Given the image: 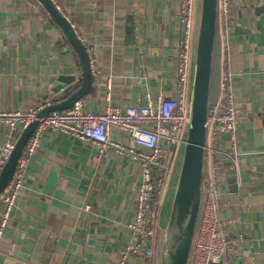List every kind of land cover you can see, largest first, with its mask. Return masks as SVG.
<instances>
[{
	"label": "crops",
	"instance_id": "0c3cea01",
	"mask_svg": "<svg viewBox=\"0 0 264 264\" xmlns=\"http://www.w3.org/2000/svg\"><path fill=\"white\" fill-rule=\"evenodd\" d=\"M51 1L76 35L94 48L95 75L80 100L85 110L102 112L107 104L135 105L147 96H176L179 0ZM230 3L226 69L240 115L239 161L237 167L223 168L219 199L228 240H241L229 243L223 264H264V0ZM47 21L57 27L39 0H0V113L23 115L66 98L61 94L51 98L48 91L62 61L42 30ZM107 77L114 79L109 101ZM220 79L219 55L217 95ZM16 123L0 116V148L17 140L23 128ZM223 139L225 147L230 146L227 136ZM111 140L124 147L130 144L118 129L112 130ZM179 153L172 156L174 164L170 162L159 236L173 195ZM139 181L138 166L125 152L109 148L99 158L91 143L46 131L39 152L29 161L4 231L0 264H118L124 248L135 242L127 225ZM10 247L12 254H2ZM156 248L154 264L158 243ZM126 264L143 263L128 255Z\"/></svg>",
	"mask_w": 264,
	"mask_h": 264
},
{
	"label": "built area",
	"instance_id": "2783aa9c",
	"mask_svg": "<svg viewBox=\"0 0 264 264\" xmlns=\"http://www.w3.org/2000/svg\"><path fill=\"white\" fill-rule=\"evenodd\" d=\"M196 2L197 0H179L180 35L176 46L175 97L159 94L156 97L147 96L141 104H107L102 112L85 110L79 100L66 110L50 112L37 119L38 123L24 145L12 176L0 192V253L4 231L10 226L11 212L23 187L29 161L39 152L45 132L52 130L68 133L91 143L99 158L110 148L125 152L135 161L140 181L133 217L127 225V230L135 242L124 248L118 264H126L128 255L137 256L143 264H154L160 230V206L171 169L170 159L182 147L190 121L192 70L199 14ZM231 23L230 0H217L216 38L221 79L219 94L210 102L208 108L202 200L189 264H223L229 243L241 240L240 237L231 242L228 240L221 217L224 204L219 199L223 168L227 164L237 167L239 161L236 132L240 115L230 83L231 73L226 69L227 40ZM76 36L85 49L91 76L95 75L94 48L87 45L80 36ZM113 81L112 77H107L104 81L107 101ZM42 107L44 105L23 115L0 113V116L18 120L24 128L36 119V114ZM114 129L127 135L130 140L128 147L112 142L111 132ZM223 136H227L230 146L225 147ZM13 144L14 141H9L0 148V171L11 154ZM85 209L89 211L90 207L86 206ZM2 254H12V247Z\"/></svg>",
	"mask_w": 264,
	"mask_h": 264
},
{
	"label": "water",
	"instance_id": "95a60500",
	"mask_svg": "<svg viewBox=\"0 0 264 264\" xmlns=\"http://www.w3.org/2000/svg\"><path fill=\"white\" fill-rule=\"evenodd\" d=\"M39 1L58 27L47 21L42 25V30L53 41L62 61L57 75L50 78L48 91L52 94L51 98L60 94L66 98L46 104L37 112L36 119L22 129L0 171V192L12 176L24 145L38 123L37 119L50 112L70 108L87 95L92 84L85 49L72 27L51 0ZM216 33L217 0H200L191 82L190 121L185 141L180 148L173 195L161 231L158 264H189L202 200L207 115ZM2 56L3 48L0 46V70ZM47 98L49 95H44V99ZM16 126L20 127L21 123H16Z\"/></svg>",
	"mask_w": 264,
	"mask_h": 264
},
{
	"label": "trees",
	"instance_id": "16d2710c",
	"mask_svg": "<svg viewBox=\"0 0 264 264\" xmlns=\"http://www.w3.org/2000/svg\"><path fill=\"white\" fill-rule=\"evenodd\" d=\"M218 45H217V38L216 44L214 49V56H213V67H212V80H211V94H210V102L216 97L218 93V69H219V54H218ZM161 234L158 240V248L160 244Z\"/></svg>",
	"mask_w": 264,
	"mask_h": 264
},
{
	"label": "rangeland",
	"instance_id": "374dc122",
	"mask_svg": "<svg viewBox=\"0 0 264 264\" xmlns=\"http://www.w3.org/2000/svg\"><path fill=\"white\" fill-rule=\"evenodd\" d=\"M179 157H180V153H179V155L175 156V165H176V168H177V165H178ZM170 162L173 163V159H170Z\"/></svg>",
	"mask_w": 264,
	"mask_h": 264
}]
</instances>
